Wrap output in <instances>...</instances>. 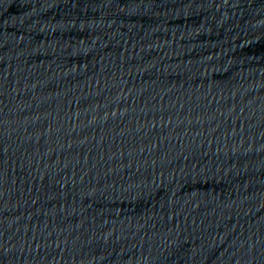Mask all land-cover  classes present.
Here are the masks:
<instances>
[{
	"label": "water",
	"instance_id": "water-1",
	"mask_svg": "<svg viewBox=\"0 0 264 264\" xmlns=\"http://www.w3.org/2000/svg\"><path fill=\"white\" fill-rule=\"evenodd\" d=\"M0 264H264V0H0Z\"/></svg>",
	"mask_w": 264,
	"mask_h": 264
}]
</instances>
